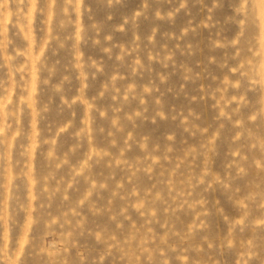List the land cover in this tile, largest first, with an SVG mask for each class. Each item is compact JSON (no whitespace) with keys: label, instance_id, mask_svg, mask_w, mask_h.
I'll use <instances>...</instances> for the list:
<instances>
[{"label":"clouds","instance_id":"obj_1","mask_svg":"<svg viewBox=\"0 0 264 264\" xmlns=\"http://www.w3.org/2000/svg\"><path fill=\"white\" fill-rule=\"evenodd\" d=\"M10 2L0 0V12ZM15 3L20 43L11 56L6 35L0 43L8 66L0 79V264H215L217 254L264 264V0H197L207 11L203 26L214 32L207 45V63L216 69V84L205 93L213 100L208 125L192 109L166 114L155 84L118 87L119 72L91 100L84 96L88 76L95 80L104 69L84 60L80 45L99 46L112 59L113 35L131 32L137 51L138 23L172 19V12L162 15L165 0H139L129 11H121L126 0ZM187 4L179 0L174 11ZM29 6L37 9L35 26L23 15ZM65 40L74 41L79 69V95L71 102L69 77L57 79ZM127 55L122 50L115 59L123 63ZM33 61L49 92L39 102ZM144 67L135 59L131 75ZM106 99L107 107L96 106ZM170 120L175 127L161 132Z\"/></svg>","mask_w":264,"mask_h":264},{"label":"rangeland","instance_id":"obj_2","mask_svg":"<svg viewBox=\"0 0 264 264\" xmlns=\"http://www.w3.org/2000/svg\"><path fill=\"white\" fill-rule=\"evenodd\" d=\"M88 0H86V4ZM139 0H126V6L121 11H129L135 8ZM91 7V5H88ZM23 7V5H20ZM179 8V0H171V3L163 4L162 15L165 12H172V19H163L156 21L149 19L138 23L135 33L137 40L139 41V47L137 51H133L132 33H115L113 35L112 44L113 58L109 59L101 51L99 46L93 47L91 43H82L80 45V52L83 59L87 60L91 57L103 66L104 74L97 75L93 80L91 75L88 76V88L85 89L84 96L88 100L96 95L100 84L104 82L107 76L119 72L124 77L122 81L118 82V87L126 85L128 83H135L137 87L149 86L155 84L159 91L163 93V103L165 106L166 114L171 112L179 115L181 112L187 116V110L192 109L200 116V122L204 125H208L212 121L213 109L211 105L213 100L210 95H205L211 88H213L216 82L213 80V76L216 75V69L214 66H209L207 63V56L209 49L207 47L210 37L214 35L212 29L203 26V23L207 19V11L203 5L197 3V0H188L187 8L180 9L179 12H175L174 9ZM17 4L15 0H11L9 3V9L5 12H0V43L3 42L6 35L8 43L7 55H13V46L20 43V39L17 36L19 30L18 27H14L17 22L16 17ZM98 18H103L104 10L97 6ZM23 15L31 16L33 25L35 26L39 22L37 9L29 6ZM119 13L117 14V19ZM82 21L87 25V20L82 17ZM22 27V25H20ZM153 29L155 34L153 35ZM151 36V42L146 37ZM103 44V41H101ZM73 45L74 41L65 40L64 47L58 50L56 59L59 60L57 79L63 76L69 77V82L65 86L66 98L71 102L79 95V69L73 66ZM122 50L128 52L127 57H124L123 63L115 59L116 55H120ZM47 55V53H45ZM152 59L149 61L148 57ZM52 58L50 57V60ZM139 59L141 64L145 67L143 70L138 69L137 75L132 76L130 70V64ZM166 65V67H165ZM32 79L34 81L36 98L39 102L41 99H47L49 92L48 88L42 85L41 80L46 76L39 70V65L36 61H33L32 65ZM165 77V84L161 85L158 76ZM185 76L188 79H185ZM8 66L4 61L3 54L0 53V79H7ZM18 80L19 77H16ZM57 103L59 101L57 100ZM111 104L110 100L98 102L96 106L107 107ZM77 111V117H79L83 111V106L77 102L75 105ZM68 114L66 109L65 115ZM178 122V121H177ZM23 123V117H22ZM97 123H104L103 121H97ZM95 127V125H93ZM175 127V122L169 121L161 125L160 131H166L169 128ZM37 131H40V124L37 121ZM67 142V141H65ZM224 146L221 145L218 151H223ZM39 152V148L34 146V156ZM10 185L14 183L12 177L7 181ZM11 187L8 189L11 194ZM106 203V199L104 200ZM225 211L229 210L228 205L224 204ZM87 217L88 213H81ZM191 219V218H190ZM181 220L184 217L181 216ZM190 222V221H189ZM216 226H221V222L217 219L215 221ZM215 264H235V261L231 255H215Z\"/></svg>","mask_w":264,"mask_h":264}]
</instances>
